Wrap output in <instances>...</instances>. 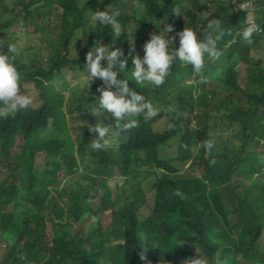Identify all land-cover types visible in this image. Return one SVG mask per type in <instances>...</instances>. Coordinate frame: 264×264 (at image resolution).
<instances>
[{"label": "trees", "instance_id": "trees-1", "mask_svg": "<svg viewBox=\"0 0 264 264\" xmlns=\"http://www.w3.org/2000/svg\"><path fill=\"white\" fill-rule=\"evenodd\" d=\"M34 1L0 0V17L5 19H0V30L21 25L18 6L28 12ZM53 1L45 0L43 8ZM85 1L62 0L55 31L48 26V15L40 25L25 24L22 34L28 38L27 46L40 45V52L44 47L47 57L35 53L26 65L18 41L16 52L9 53L22 81H34L40 104L0 120V204H6L5 197L16 199L19 181L25 182L17 210L0 211V240L9 241L5 251L0 247L4 252L0 264H146L139 258L141 247L157 246L153 239L160 229L165 230L163 245L146 250L151 263H161L172 254L192 258L197 247L206 260L218 248L221 264H258L264 254V158L258 150L264 146V31L254 34L251 42L244 41L239 32L247 12L233 0H212L216 9L201 14L200 21L197 14L206 6L203 0H102L98 6L96 0ZM127 4L132 7L130 16L125 14ZM107 6L121 10L118 19L124 34L113 47L123 50L126 67L131 66L130 53L142 57L150 34L163 31L166 24L173 26L169 36L191 27L200 29L198 38H202L211 18L220 24V30L208 32L213 38L219 36V55L206 58L199 73L191 65L174 62L159 87L137 85L128 79L130 69L128 78L118 74V79H128L130 88L164 104L156 117H137L136 126L117 131L107 149L93 150L95 133L89 126L104 118L87 112L96 97L79 95L89 83L84 86L76 78L78 95L67 105V94L54 79L70 88L68 73L85 71L90 48L99 41L111 43L110 28L90 22L93 11ZM173 9L181 13H172ZM257 22L264 28L263 12ZM1 31L0 51L7 53L15 34ZM178 39L173 47H178ZM255 47L257 57L252 56ZM242 63H246L245 84L239 82ZM90 81L99 96L102 81ZM215 132L222 134L221 141L213 137ZM207 143L213 147L205 151ZM168 150L172 153H165ZM37 152L46 153L44 167L48 166L43 170L36 168ZM213 159L215 164L210 165ZM133 162L137 167L129 177ZM81 164L85 169L78 173ZM196 165L199 175L192 173ZM145 180L151 183L148 203L140 188ZM111 181L123 192V200L107 208L104 188L112 191ZM101 207L112 211L109 224L101 220ZM234 230L238 245L230 240L222 246L224 235L234 239L230 236ZM170 243L174 248L161 255ZM239 252H245L242 262L236 260Z\"/></svg>", "mask_w": 264, "mask_h": 264}, {"label": "clouds", "instance_id": "clouds-1", "mask_svg": "<svg viewBox=\"0 0 264 264\" xmlns=\"http://www.w3.org/2000/svg\"><path fill=\"white\" fill-rule=\"evenodd\" d=\"M245 1V2H244ZM244 6L239 7L248 13L253 4L261 5L255 10L260 12L255 20L246 14L245 24L239 32V36L244 40L251 42L254 34L264 31L257 22L264 10V1L262 0H243ZM239 6V5H238ZM175 14L181 13L178 9H173ZM121 15L119 7L107 8L105 10L93 11L90 16V22L95 25L99 23L102 26L110 28L112 41L109 45L100 43L92 46L85 54L83 69L86 71L89 82L88 89L83 91V99L88 97L95 98V104L87 112L93 116L103 117L95 125L89 126V131L95 133V138L91 142L93 150H105L110 146V137L117 131L128 129L136 126L137 117L142 116L144 120H149L158 115V108L152 103L151 97L146 98L142 92H137L129 87L128 79L134 81L137 85L149 84L159 87L164 83L165 78L169 75L171 66L174 62L180 61L185 65H191L193 72L199 73L204 65L206 58L215 59L219 55L217 48V39L208 35L210 31L220 30V24L216 18H211L204 25L205 35L198 38L200 29L185 27L174 35L168 34L173 32V26L166 24L163 31L150 34V38L143 45V56H131V66L126 67L128 63L124 57L121 47H113L116 41L124 34L123 26L118 19ZM251 17V18H250ZM178 39V47H173V41ZM7 53L0 51V120L15 117V115L30 106L33 107V97L28 92L23 91L21 73L17 68L14 59L9 53L16 52L14 44L8 45ZM133 48L131 52H134ZM105 63H101V61ZM243 64V63H242ZM224 68V67H223ZM130 69V78L126 75ZM239 70V67H238ZM123 73L128 79H118V74ZM99 78L102 86L97 88L98 93L91 88L90 80ZM113 88L115 90H113ZM97 94V95H96ZM40 97L38 96V102ZM34 108V107H33ZM110 120V122H105ZM211 143L205 144V151L212 149ZM209 164H215V160H210ZM70 194V193H69ZM66 196L63 195L62 200ZM165 230L160 229L153 239L156 245L151 243L150 246L141 247L144 251L139 253L141 261L146 264H167L147 261L146 250L149 248H158L165 241ZM162 235L163 240H157ZM264 237V236H263ZM264 247V246H263ZM168 249V246L161 250V255ZM184 264H206L204 258L199 255L195 258L181 255ZM188 258V259H187ZM216 264H220L217 259Z\"/></svg>", "mask_w": 264, "mask_h": 264}, {"label": "rangeland", "instance_id": "rangeland-1", "mask_svg": "<svg viewBox=\"0 0 264 264\" xmlns=\"http://www.w3.org/2000/svg\"><path fill=\"white\" fill-rule=\"evenodd\" d=\"M8 1H10V0H8ZM101 1L102 0H96V2H95L96 6H98L101 3ZM233 1H234V3H237L239 5V7H241V8H242V6H244L243 0H233ZM44 2H45V0H37L36 2L34 1L31 4L32 7H31V9L28 10V12H24L21 9V7L18 6L17 13L19 14V19L21 21V25H24V26L21 27V25H19V26L13 25L9 28V31H6V30L1 31L0 30L2 32V34L8 33V32L15 34V40L12 41V44L17 46L16 42L18 41V47L20 48V51H23L22 52L23 53V60H24V63L26 65H29L30 56L35 54V53H38L39 56H41V54H42L45 57H47L49 54H46V49L42 46H41V52H40L38 50V47L40 48V45H36V46H38L36 48H35V46H30V47L27 46L28 45V38L22 34V32H24L26 29L25 24L29 21H35V23L37 25H40L46 19V17L44 15L49 16L48 26H50V27L54 28L56 25L59 24V21H60L59 20V14L62 10V0H54L53 3L50 4L47 8H43ZM85 2L87 3L88 0H86ZM202 4H204L206 6H204V8L197 14V15H199L198 16L199 21L201 20V18H200L201 14H203V13L208 14V12L214 11L216 9V4L212 0L211 1H208V0L204 1L203 0ZM258 7L262 8L261 5L253 4L250 9H247L248 10L247 15L248 16L251 15L253 17V19L255 20V17H258L260 15V12L255 10ZM262 12L264 13L263 9H262ZM30 14H32V15H30ZM125 14L127 16H130L132 14L131 5L127 4L125 6ZM0 19L2 22H5V19L3 17H0ZM30 28L33 29V26H31ZM53 31H55V28L53 29ZM35 40H38V39L35 38ZM44 41L46 42V40H44ZM261 45L262 44H259V46H261ZM259 55H260L259 48L255 47L253 49L252 56L257 57ZM23 72H26V71H23ZM239 74H240L239 82L241 84H245L246 83V63L239 65ZM21 78H23V75H21ZM76 78L81 83L89 82L86 71H84L82 73H78V74H73L72 72L68 73L69 83H71V84L75 83ZM54 80H55L59 90L64 91L67 94V98H68L67 105L70 104L71 99L78 95L77 90H79L80 86L79 85L74 86V84H73L70 88H68V86L65 87V82L62 81L60 78H55ZM71 81H73V82H71ZM22 83L24 84L23 90L25 92H28L29 94H31V96L33 97V103H32L33 107L39 106V104H40V101L38 102L39 90L35 86L34 81L27 80V81H22ZM211 84L214 86L213 82ZM224 91L227 92V89H223V92ZM80 94L82 95L83 91H80L79 95ZM151 101L158 108V114H159L161 104H164V103L161 101V99L151 100ZM67 109H68V106H67L66 110ZM68 117H71V115L69 113H68ZM73 124L74 123L72 121L69 122V125L71 127L73 126ZM213 137L215 139L220 140V141L223 138L222 134L220 132L213 133ZM73 138H76L75 134H73ZM44 139L46 140L48 138H44ZM115 140H116V134H114V136L112 137V141H115ZM42 150L43 149H41L40 151H42ZM258 150L261 151V156L264 158V146L263 145L259 146ZM165 153H172V150L165 151ZM35 161H36V165H37L36 168H38L39 170H43V168H46L48 166L47 165L46 167H44L46 162H47L45 152H37ZM80 161L86 165V162L83 159H81ZM83 164H81L79 169L77 170L78 173L85 169V166ZM136 167H137V163L133 162L129 168V177L135 173ZM200 170L201 169L196 165L193 167L192 173H194L195 175H199ZM78 173L75 174V179H74V183H76V184L78 183V180L80 178V175ZM150 179L153 180L154 176H150ZM150 185H151V183L149 184L147 182V180H145L142 183V185L140 186V188L142 189L143 194H144L145 203H148L151 201V199L149 198V196L147 194V189L149 188ZM111 187L113 189L112 191H109L106 188H104L105 194H107V197H108V201L106 204L107 208H112L114 206L121 205L122 200H123V196H122L123 192L121 191V189L116 188L112 181H111ZM24 192H25V182L20 180L19 181V188L17 191V198L15 199L14 197H12V198L8 199V197L7 198L5 197L4 199H5L6 204H0V211L1 212H10L11 210L12 211L17 210V205H18L17 201L22 200L21 195ZM18 212H20V210ZM98 213H103L101 215V220L103 221L104 224L110 223L111 217H112V211L111 210H107V209L101 207V208H99ZM263 220H264V218H263ZM207 228H208V223H207ZM222 234H224V233H222ZM238 235L239 234L236 230H234L233 233L230 232V236L233 237L234 239L228 240L227 236L224 235L223 240H222L223 244H221V245L224 246V245H227L228 243H232V242H230V240H235V243L238 245V239H239ZM159 239L163 240L164 238L162 235H160V236H158L157 240H159ZM175 240H177V238H174L171 242H173ZM216 241H217V237L215 238V235H214L213 236V242L215 243ZM0 247L2 248L3 251H5V249H7L9 247V241L0 240ZM173 248L174 247H173L172 243H170L169 249H166L165 252H168V250L173 249ZM0 253L4 255V252H0ZM198 255L200 257L204 258L203 253L197 247H195L192 250V258H195ZM0 257L2 259V256H0ZM244 258H245V252H239V254L236 255V260H238L240 262H242L244 260ZM217 259H219L220 264H221L222 259L220 257V251L218 248H217V250H215L212 258L209 257L208 260H206V259L205 260H206L207 264H216ZM162 261L166 262L167 264H184V260H182L180 258V255H173V254L166 256ZM258 264H264V254L260 255Z\"/></svg>", "mask_w": 264, "mask_h": 264}]
</instances>
